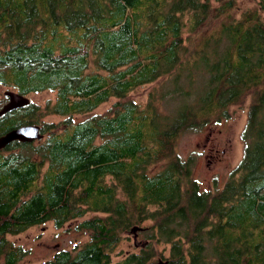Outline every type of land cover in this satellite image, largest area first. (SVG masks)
<instances>
[{
    "label": "trees",
    "instance_id": "trees-1",
    "mask_svg": "<svg viewBox=\"0 0 264 264\" xmlns=\"http://www.w3.org/2000/svg\"><path fill=\"white\" fill-rule=\"evenodd\" d=\"M236 9V0H0V84L56 92L43 110L30 102L2 115L0 135L63 117L41 125V140L0 151V264L24 257L8 235L73 219L90 239L36 264H149L161 244L172 264H264V0ZM212 16L227 19L196 40ZM159 80L146 105L127 98ZM251 90L243 157L223 187L204 188L178 141ZM113 98L107 112L76 119ZM134 225L145 246L113 261Z\"/></svg>",
    "mask_w": 264,
    "mask_h": 264
},
{
    "label": "rangeland",
    "instance_id": "rangeland-1",
    "mask_svg": "<svg viewBox=\"0 0 264 264\" xmlns=\"http://www.w3.org/2000/svg\"><path fill=\"white\" fill-rule=\"evenodd\" d=\"M255 5L256 0H236L237 9L233 12V15L239 17L244 10ZM225 19H227V16L218 19L212 16L209 22L201 27L196 40L208 31L216 28L217 25ZM191 42L192 41L189 43ZM91 69H94V67L91 66ZM162 79L166 80V78ZM163 84H161L159 80L155 83L139 86L131 91L127 98L134 99L146 105L149 100V94L155 91L156 88L159 89ZM6 90L15 89L0 84V108L9 100L5 95ZM158 92H160V90H158ZM254 92L255 91L252 90L249 91L236 104L227 108L226 116L224 114H215L211 116L213 118H210L203 127H197V129L182 133L183 135L180 137L177 144L178 150L183 158L193 157L196 159L195 176L201 181L204 188L213 190L215 188L214 182H216L218 186L223 187L229 173L242 159L245 146L242 139V131L248 119L250 105L255 101ZM27 96L31 102L40 105L41 110H43L42 108L47 101H55L56 92L45 90L38 93H29ZM114 100L116 99L113 98L111 101L101 104L96 110L90 113L78 115L76 119L87 118L91 113H105L112 106ZM62 119L63 117L60 115L41 114L40 122L35 124L42 125L45 122L60 123ZM15 151L25 150L16 148ZM7 152L8 151H5V153ZM96 214L98 213L89 212L86 214L85 218L93 217ZM79 222L80 220L73 219L67 222L63 228H56L53 222H47L33 226L19 234L8 235L9 240L15 245L22 246L25 251L24 257L18 264L40 263L41 261L52 259L60 250H72L76 245H83L90 239V233L87 231L83 233L77 231L76 227ZM146 223L151 224L149 221ZM131 229L121 234L120 241L112 253L113 261H118L128 252L138 251L141 246H145L143 233H141L142 230L138 231V237H136ZM154 254L153 261H157L159 258L168 259L170 256V246L161 244L156 247Z\"/></svg>",
    "mask_w": 264,
    "mask_h": 264
},
{
    "label": "water",
    "instance_id": "water-1",
    "mask_svg": "<svg viewBox=\"0 0 264 264\" xmlns=\"http://www.w3.org/2000/svg\"><path fill=\"white\" fill-rule=\"evenodd\" d=\"M5 95L9 100L0 108V117L8 112L28 106L31 102L27 95L14 90H6ZM43 136L41 125L35 123L23 124L0 135V151L15 141L34 143L35 141L41 140ZM131 230L135 233V236L138 237V231L142 230V227L136 225L133 226ZM149 264L172 263L169 259L159 258L157 261H153Z\"/></svg>",
    "mask_w": 264,
    "mask_h": 264
}]
</instances>
